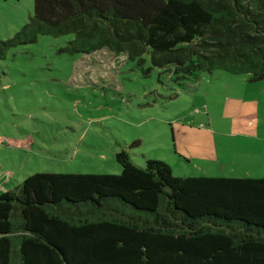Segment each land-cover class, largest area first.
<instances>
[{
	"label": "trees",
	"instance_id": "obj_1",
	"mask_svg": "<svg viewBox=\"0 0 264 264\" xmlns=\"http://www.w3.org/2000/svg\"><path fill=\"white\" fill-rule=\"evenodd\" d=\"M69 34L63 51L150 54L179 80H264V0H34L0 55ZM116 159L119 174L36 172L0 192V264H264V176H175L124 149Z\"/></svg>",
	"mask_w": 264,
	"mask_h": 264
},
{
	"label": "rangeland",
	"instance_id": "obj_2",
	"mask_svg": "<svg viewBox=\"0 0 264 264\" xmlns=\"http://www.w3.org/2000/svg\"><path fill=\"white\" fill-rule=\"evenodd\" d=\"M34 13V0H0V40ZM74 37L39 35L0 55V192L36 172L119 174L126 150L175 176H264V80L200 71L179 80L103 48L63 51Z\"/></svg>",
	"mask_w": 264,
	"mask_h": 264
}]
</instances>
